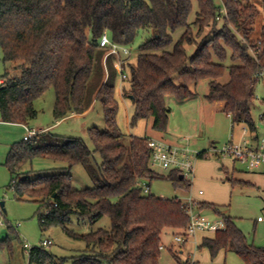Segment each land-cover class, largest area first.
Wrapping results in <instances>:
<instances>
[{"label": "trees", "instance_id": "16d2710c", "mask_svg": "<svg viewBox=\"0 0 264 264\" xmlns=\"http://www.w3.org/2000/svg\"><path fill=\"white\" fill-rule=\"evenodd\" d=\"M220 1L221 5L214 0H0V46L3 61L13 65L0 77V121L28 126L37 116L34 101L51 88L57 119L86 113L97 99L103 105L106 128L89 131L93 150L79 137L56 136L54 143L43 144L44 130L15 143L5 163L18 197L39 203L42 229L60 226L86 242L85 250L71 264H161L163 233L168 229L182 233L190 222L183 199L145 193L139 184L150 188L151 180L168 179L176 190L188 192L193 183L179 170L165 175L151 168L150 138L133 136L129 144L123 142L115 96L121 73L115 66L118 56L108 55L109 47L100 46L104 33L124 47L144 34L134 63L129 54L119 57L127 77L122 80L121 95L135 106L131 126L152 119L154 130L166 132L171 113L167 97L181 102L194 98L197 93L190 86L209 80L205 99L224 103L223 112L231 118L233 129L245 125L250 134L257 135L252 104L259 74L264 72V24L254 37L259 14L254 0ZM194 2L198 10L190 21ZM224 7L225 15L221 13ZM194 27L198 35L211 28V35L199 42ZM181 29L175 42L174 34ZM193 44L196 50L188 55L186 46ZM229 54L232 64L226 65ZM226 73L229 80L222 82ZM175 75L181 83L175 82ZM95 153L102 157L101 165L92 163ZM35 157L66 162L67 167L30 177L31 172L24 170ZM204 158L203 151L199 159ZM75 165L87 168L94 186L73 188L71 168ZM227 181L232 187L248 183L234 177ZM199 208L216 209L225 221L226 227L213 238H204L200 246L212 258L226 250L246 264H264V247L250 244L232 216L221 213L213 203L201 201ZM75 214L92 223L107 216L111 227L76 233L68 227ZM173 254L179 264H185ZM29 262L66 264V258L40 246L31 249Z\"/></svg>", "mask_w": 264, "mask_h": 264}, {"label": "rangeland", "instance_id": "374dc122", "mask_svg": "<svg viewBox=\"0 0 264 264\" xmlns=\"http://www.w3.org/2000/svg\"><path fill=\"white\" fill-rule=\"evenodd\" d=\"M221 5L220 0H214ZM259 14L255 21L254 37L260 35L261 27L264 24V3L262 0H254ZM198 10L197 2L190 16V21L196 17ZM221 25V24H219ZM183 30H178L174 34L175 42L181 37ZM194 36L197 41H201L205 36L211 35V28L198 35L197 27H194ZM144 34L140 33L132 45L125 46L130 50L129 59L135 62L140 53L139 45ZM124 47V46H123ZM188 55H192L196 50V44L187 45ZM217 61V59H216ZM264 61V58H263ZM224 64H232L230 54ZM13 65L3 61V52L0 46V77L3 76L7 68ZM115 66L118 69L117 61ZM12 74L19 73V70H11ZM176 83H181L178 75L174 76ZM229 80V74L221 79L222 82ZM209 80H201L198 84L190 86L193 92L197 93L194 98L185 101H178L173 96L167 97V105L171 108L168 122V132H157L152 128V119L140 120L136 125H130V118L134 113L133 102L121 95L123 82L119 75L115 96L119 102L117 114V124L123 134V142L129 144L133 136H146L153 139L164 137L167 143L187 145L197 151L206 153L205 161L214 164L216 172L222 183H229L227 178H236L248 181L247 184L235 185L233 188H217L213 186L211 176L202 175L200 172L192 178V186L188 192L176 190L168 179L155 178L150 182V192L163 198L179 197L183 200L194 198L197 201H209L217 204L218 210L222 213L234 217L239 228L246 234L250 244L257 247H264V168L258 170H247L241 162H231L227 157L219 155L215 151V146L221 149L231 139L239 142L250 137V131L245 125L232 127L231 118L223 112L219 102H209L205 99V94L209 91ZM257 98L252 104V116L257 130L263 132L261 115L264 112V80L259 78L256 84ZM56 95L53 88L49 89L42 97L34 101L37 116L29 120L30 127L42 128L45 130L47 139L43 144L55 142L56 136L79 137L93 150L94 146L90 138V129L97 127L101 130L106 128L103 105L99 99L94 101L92 108L83 114H70L66 118H55L53 109L55 106ZM5 123L0 121V124ZM13 124V123H11ZM245 134H249L245 136ZM25 131L18 126L0 125V205L4 202L5 211L0 209V264H31L29 253L25 248V243L29 242L32 247L42 246L44 239H51L53 244L45 247L49 252L59 258H66V264H71V259L80 255L86 248L84 240L75 239L68 235L60 226H51L45 230L39 224V203L18 197L15 190L10 186L11 173L6 166L11 147L23 140ZM94 166L101 165L103 159L99 153L94 154L92 160ZM199 162H197L198 170ZM151 168L158 174H168V170L150 161ZM211 166V167H214ZM234 167L232 171L231 168ZM67 167L66 162L57 161L49 158L35 157L31 163L26 165L24 171H30V177L39 174H50L60 172L61 168ZM209 167V166H208ZM224 167V169H220ZM213 170V168H211ZM210 170H206L208 172ZM73 175V188L83 189L94 186L93 179L87 168L83 165H75L71 168ZM230 184V183H229ZM232 187V186H230ZM200 190L203 191L200 194ZM211 192V193H210ZM203 215L211 220L218 219L219 214L216 209L202 208ZM258 217L263 220L257 222ZM68 227L79 234H87L99 228L109 229L111 227L110 218L105 216L95 223L88 219H80L76 214L72 216ZM179 232H176L177 235ZM169 230L163 233L161 249V264H179L170 249L171 244L176 242ZM198 235L190 237L183 246L186 250L204 253L205 248L197 244ZM182 245V244H180ZM178 255V250L174 251ZM200 252V253H201ZM223 259L219 264H246L244 260L235 252H223ZM217 264V263H215Z\"/></svg>", "mask_w": 264, "mask_h": 264}, {"label": "built area", "instance_id": "2783aa9c", "mask_svg": "<svg viewBox=\"0 0 264 264\" xmlns=\"http://www.w3.org/2000/svg\"><path fill=\"white\" fill-rule=\"evenodd\" d=\"M221 13L223 15L227 14L225 7L221 10ZM221 18L222 16L218 17V19ZM100 46L109 47L110 50L108 51V55L118 56L117 66L121 73V80L126 79V74L122 72L123 67L119 57L128 55L130 53L129 49L113 43L107 33H104L101 37ZM259 76L264 80V72L260 73ZM261 121L263 124V132L258 134L256 140L244 139L236 142L231 139L221 149L215 147V151L223 157L232 159L233 162H241L245 165L247 170L260 169L264 166V112L261 115ZM42 131H44V129L27 126L23 140L28 141ZM187 144L188 143L171 144L161 139L150 138L148 146L151 149V161L168 171L174 169L179 170L184 178L192 181L196 162L199 160L200 154L203 151L192 149ZM139 184L144 187L145 193L150 191L149 187L144 183ZM202 193L203 191L200 190V194ZM183 201L190 216V222L182 233L175 235L174 239L176 243L183 245L190 237L196 235L198 232H217L226 227L225 221L221 216L216 220H211L203 215V209L199 208L200 201L191 197ZM262 220V217H258V221ZM52 244L53 242L51 239H44L42 241V246L45 247L51 246ZM24 245L27 252L30 253L33 248L32 245L29 242H26ZM163 248L164 245H161L160 249Z\"/></svg>", "mask_w": 264, "mask_h": 264}, {"label": "crops", "instance_id": "0c3cea01", "mask_svg": "<svg viewBox=\"0 0 264 264\" xmlns=\"http://www.w3.org/2000/svg\"><path fill=\"white\" fill-rule=\"evenodd\" d=\"M1 82H3V80L0 78V83ZM219 104H221L220 106L223 107V104L224 103L223 102H219ZM0 125H2V126H18L21 129H23V131H26V127H27L26 125H23V124H15V123H13V124H11V123H2ZM28 126L30 127L29 124H28ZM38 129H42V128L39 127ZM167 132H168V129H167V131L165 133H167ZM160 133H162V132H160ZM258 134H259V131H257V135L256 136L253 135V134H250V137L249 138H245V139L256 140ZM247 135H249V134H245V136H247ZM163 139H164V137H161V140H163ZM230 161L233 163L232 160H230ZM197 162H199V165H198V170H197V166L195 165L194 177L196 176L197 172L198 173L200 172L202 175H205V176L208 174V176H211V179H214L213 177L216 178V180H212V183H214L213 186H216L217 188H225L227 190H228V188H233V187H230V186H232L231 183L230 184L229 183H222L220 181L219 176H218V173L216 172V170H214V168H215L214 164L212 163V165H210V162L211 161H209V160L208 161H205L204 159H199ZM197 162H196V164H197ZM211 166H214V167H211ZM211 168H213V170H211ZM229 168H231L232 171L234 170V167L232 168V167H229L228 166L227 169L229 170ZM261 168H264V166L261 167ZM220 169L222 170L223 167L220 168ZM206 170H210V171L206 172ZM240 180H242V179H240ZM246 182H248V181H246ZM203 202L211 203L209 201H203ZM235 222H236V220H235ZM257 222H260V221H258V219H257ZM168 230L173 235H175V233H176L175 230H172V229H168ZM197 235H198V238L196 239L197 244H199L201 246V244L203 242V239L206 238V237L213 238L215 236V232H198L196 234V236ZM162 239H163V237H162ZM170 249H171L172 252H174L177 249L178 252H179L178 253L179 258L185 264H215V263L219 264V263H221V261L223 259V256H224L223 255V252H226V253L227 252H231V251L221 250L218 253V255L216 256V258H212L211 254H210V251L207 248H205L206 251L204 253H202L201 251H199L198 253L195 252L193 254L191 250L187 251L185 246L180 245V244H178L176 242H173V244H171Z\"/></svg>", "mask_w": 264, "mask_h": 264}, {"label": "water", "instance_id": "95a60500", "mask_svg": "<svg viewBox=\"0 0 264 264\" xmlns=\"http://www.w3.org/2000/svg\"><path fill=\"white\" fill-rule=\"evenodd\" d=\"M1 207H2L3 210L5 211V209H4V202L1 203Z\"/></svg>", "mask_w": 264, "mask_h": 264}]
</instances>
